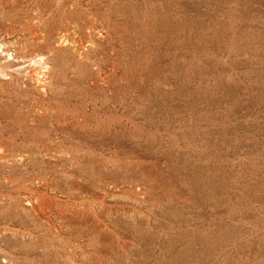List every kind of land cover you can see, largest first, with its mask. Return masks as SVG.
I'll return each instance as SVG.
<instances>
[{"label":"rangeland","instance_id":"rangeland-1","mask_svg":"<svg viewBox=\"0 0 264 264\" xmlns=\"http://www.w3.org/2000/svg\"><path fill=\"white\" fill-rule=\"evenodd\" d=\"M0 264H264V0H0Z\"/></svg>","mask_w":264,"mask_h":264},{"label":"bare ground","instance_id":"bare-ground-1","mask_svg":"<svg viewBox=\"0 0 264 264\" xmlns=\"http://www.w3.org/2000/svg\"><path fill=\"white\" fill-rule=\"evenodd\" d=\"M58 1H59V0H58ZM41 59L43 60L44 58H41ZM33 63L35 64V61H34V60H33ZM31 72H33L34 76H39V73H37V72L35 71V68L32 69Z\"/></svg>","mask_w":264,"mask_h":264}]
</instances>
